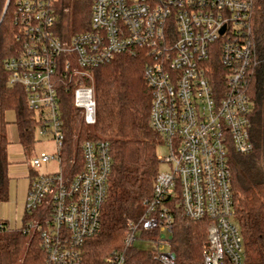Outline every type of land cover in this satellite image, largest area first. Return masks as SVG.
<instances>
[{
	"label": "built area",
	"instance_id": "built-area-1",
	"mask_svg": "<svg viewBox=\"0 0 264 264\" xmlns=\"http://www.w3.org/2000/svg\"><path fill=\"white\" fill-rule=\"evenodd\" d=\"M11 2L20 49L4 70L9 85L22 88L39 134L57 149L30 166L60 165L57 173L29 174L25 213L37 215L25 232L40 237L45 264H84L85 245L101 232L113 168L103 140H86L80 159L77 150L65 159L62 92L70 93L82 124L94 126L92 71L124 55L145 60L150 125L167 170L107 264H128L132 249L150 253L155 264H178L170 249L177 215L206 223L203 264H255L234 217L230 151L254 149L249 88L264 66L254 43L255 10L264 0H93L89 29L68 36L59 31L55 0Z\"/></svg>",
	"mask_w": 264,
	"mask_h": 264
},
{
	"label": "trees",
	"instance_id": "trees-1",
	"mask_svg": "<svg viewBox=\"0 0 264 264\" xmlns=\"http://www.w3.org/2000/svg\"><path fill=\"white\" fill-rule=\"evenodd\" d=\"M92 2L55 0L59 31L65 28L71 34L87 31ZM6 3L7 0H0V22ZM260 3L255 10L254 43L257 56L264 57V2ZM17 33L11 2L0 24V210L9 201L11 181L6 114L10 111L16 114L20 144L26 155L36 141L35 115L26 104L22 88L10 86L9 74L4 70L5 60L19 53ZM144 69L141 55H124L92 71L97 99V122L92 127L82 124L70 93L62 92L65 159L76 152L80 143L103 140L110 144L113 162L101 232L85 245L84 264H107L110 254L122 246L127 222L137 220L143 213L144 201L153 196L160 172L157 154L160 137L150 125L151 92L143 78ZM262 69L249 88L254 149L247 155L230 151L234 217L244 239L247 261L255 264H264V66ZM78 155L80 159L79 152ZM30 168L31 175H35ZM36 215L25 213L22 228L12 230L0 213V264H45L40 237L34 233L29 241V233L25 232ZM175 223L172 249L178 264H203L202 252L208 246L206 223L187 222L180 215ZM127 259L128 264H155L150 253L136 249L128 252Z\"/></svg>",
	"mask_w": 264,
	"mask_h": 264
},
{
	"label": "crops",
	"instance_id": "crops-1",
	"mask_svg": "<svg viewBox=\"0 0 264 264\" xmlns=\"http://www.w3.org/2000/svg\"><path fill=\"white\" fill-rule=\"evenodd\" d=\"M6 121L11 155L15 158L25 156L24 149L20 144L16 114L13 111L8 112L6 114ZM27 172L31 174L29 165H26L25 168L24 166L23 168L17 167L16 172L10 173L9 201L1 205V218L8 222L12 230H18L22 227V220L25 215V201L30 186L29 175L26 177Z\"/></svg>",
	"mask_w": 264,
	"mask_h": 264
},
{
	"label": "rangeland",
	"instance_id": "rangeland-1",
	"mask_svg": "<svg viewBox=\"0 0 264 264\" xmlns=\"http://www.w3.org/2000/svg\"><path fill=\"white\" fill-rule=\"evenodd\" d=\"M92 6V5H91ZM89 25H90V16H89ZM63 34V36H68V35H73L71 33H69L67 31V29L65 28L64 30H62L61 32ZM36 141L34 143V145L32 146V148L29 150L28 154L23 156V157H18L15 158L11 155V147L9 146V157H10V161H11V166H10V173L12 172H16L17 167L19 168H24L26 167V165H29V170H30V163L32 161V158H34L35 156L40 155L42 152H46L50 155H54L56 153V145L55 143L51 140V138L49 136L45 137V136H41L39 134V132L36 130ZM76 140V139H75ZM76 141L73 143V150L75 151L76 149ZM166 150L163 146H159L157 149V154L160 156L165 155ZM263 168H264V162H263ZM60 170V165L58 163L57 160H52L51 162L43 165L41 168L35 170V174L38 175H44V174H51V173H57ZM167 168L165 165H160V171L164 172L166 171ZM30 173L27 172V176ZM34 232H30L29 234V241L32 238ZM170 249H172V244ZM173 250V249H172Z\"/></svg>",
	"mask_w": 264,
	"mask_h": 264
},
{
	"label": "water",
	"instance_id": "water-1",
	"mask_svg": "<svg viewBox=\"0 0 264 264\" xmlns=\"http://www.w3.org/2000/svg\"><path fill=\"white\" fill-rule=\"evenodd\" d=\"M8 8H9V0H7L6 6H5V10H4V13H3V16H2V19H1L0 24L2 23L5 15H6V12H7Z\"/></svg>",
	"mask_w": 264,
	"mask_h": 264
}]
</instances>
